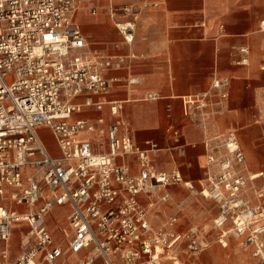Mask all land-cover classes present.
Returning a JSON list of instances; mask_svg holds the SVG:
<instances>
[{"label":"built area","instance_id":"obj_1","mask_svg":"<svg viewBox=\"0 0 264 264\" xmlns=\"http://www.w3.org/2000/svg\"><path fill=\"white\" fill-rule=\"evenodd\" d=\"M110 1L108 13L130 45L136 31L130 17L139 11ZM91 3L0 0V264H57L68 254L81 253L84 257L77 264H184L177 253L180 245L187 242L195 254L205 248L198 233L182 235L166 227L158 229L150 215L158 203L169 199L162 194L155 201V192L180 184L194 189L193 184L184 181L178 170H158L153 158L157 145H137L123 122L98 130L85 120L73 119L84 107L103 109L104 103L92 97L110 93L116 80L106 73L124 63L121 57L92 50L76 23L77 13ZM90 10L96 14V7ZM241 52L246 54L247 49ZM229 87V78L216 77L207 91L183 97L184 115L199 113L201 125L207 127L212 116L207 111L210 100H226ZM83 96L84 105L75 103ZM109 106L115 116L123 108L120 102ZM41 128L51 131L61 157L50 154ZM82 133H98L106 140L97 146L94 140L82 139ZM228 141L232 156L220 163L217 147L208 146V163L217 164L220 174L210 175L207 187L209 196L222 204L215 224L223 227L231 218L237 234L243 236L249 217L246 210H240L248 202L240 199L246 181L238 166L245 156L235 132ZM231 144L237 146L235 150L229 148ZM46 189L52 190L50 198H46ZM141 197L149 201L144 204ZM65 205L72 209L69 221L73 230L66 249L55 243L46 222L54 206ZM23 207L26 210L20 211ZM22 223L29 226L25 250L11 261L8 244L13 227ZM257 246L260 255L263 246Z\"/></svg>","mask_w":264,"mask_h":264},{"label":"crops","instance_id":"obj_2","mask_svg":"<svg viewBox=\"0 0 264 264\" xmlns=\"http://www.w3.org/2000/svg\"><path fill=\"white\" fill-rule=\"evenodd\" d=\"M254 1L264 3V0H113L139 11L130 17L136 24L134 42L130 45L123 41L108 13L110 0H92L75 17L92 50L121 57L124 63L122 68L106 73L116 80L110 93L92 97L95 102L104 103L103 109L84 107L73 119L85 120L98 130L123 122L137 145L143 148L148 142L157 145L153 158L158 170H178L184 181L193 184L194 189L180 184L154 193L155 201L162 194L169 195L166 203H158L154 208L164 218L179 214L171 210L178 196L184 197V203L189 202L202 183L217 174V165L207 163L208 146L217 145L231 129L248 132L262 129L259 124L264 119V7L254 8L251 4ZM92 6L96 7L95 15L91 14ZM242 49H247V53H242ZM242 59L247 63H241ZM216 77L230 79L228 98L221 103L218 97L210 100L212 105L207 111L212 116L204 128L199 113L184 115L182 98L207 91ZM132 80L137 83L130 84ZM84 102L85 96L75 100L82 105ZM111 102L123 104L116 116L111 113ZM40 134L50 154L61 157L51 131L41 128ZM80 137L94 140L97 146L106 140L98 133H82ZM102 151H107L106 147ZM45 194L50 198L52 190L46 189ZM141 201L145 204L149 200L141 197ZM44 202L45 199L41 200L36 208ZM71 211L69 205L54 206L46 216L55 243L65 249L73 236ZM179 217L185 219L184 214ZM50 220L56 223L54 229ZM26 227L29 228L26 223L13 227L12 237L20 235L22 241L19 256L25 250L29 232ZM8 246L13 261L17 243L10 240ZM84 254H68L57 264H77ZM215 256L221 257L219 253Z\"/></svg>","mask_w":264,"mask_h":264},{"label":"rangeland","instance_id":"obj_3","mask_svg":"<svg viewBox=\"0 0 264 264\" xmlns=\"http://www.w3.org/2000/svg\"><path fill=\"white\" fill-rule=\"evenodd\" d=\"M251 4L256 9L259 6L264 7V3H259L258 1H254ZM259 126L262 128L260 131L248 132L240 129H231L221 137L217 145H214L218 150V158L216 160L220 163L226 157L232 156L227 149V143L229 142L228 138L230 134L235 132L240 149L244 153L245 160L238 166V172L244 176L246 185L241 189L242 194L240 193L239 195L240 199L246 198L248 206L242 208L240 211L246 210L244 211L245 215L249 214V212H257L255 216H249L246 234L243 236L237 234L231 218H229L223 227H218L215 224V220L222 213V204L210 196L207 197L201 194V187L192 194L191 200L187 203H184L186 201L184 197L178 196L175 200V205L171 206V210H175L179 214L174 215L172 213L171 219H169L170 216L164 218L162 216L163 213H160L158 208L151 212L150 218L156 228L166 227V229L177 231L182 235L196 232L204 242L205 248L203 252L198 254L188 249L187 242L178 247V256L184 264H264V232L255 233L258 229L264 228V197H261L264 194V119L261 120ZM216 167V173L219 175V166L217 165ZM259 174L261 176L253 178ZM258 182L261 185H258ZM208 184V181L202 183L205 186L204 188L209 190ZM180 204L184 206L182 208L178 207ZM180 214H184L185 219L181 220ZM173 218H176V222L174 223H172ZM50 221V227L54 229L56 223L52 220ZM64 226L68 227V224ZM25 230L27 232L29 228L26 227ZM224 230L233 231L223 238L222 232ZM252 238H255L254 241H250ZM11 241H16L17 243L16 250L12 256V260L14 261L23 250L22 241L20 235L13 236ZM64 241H67V239ZM222 241H225L228 246H223ZM64 244L66 245V243ZM257 245L263 246V253L260 255H257ZM217 253L220 254V258L215 256Z\"/></svg>","mask_w":264,"mask_h":264},{"label":"bare ground","instance_id":"obj_4","mask_svg":"<svg viewBox=\"0 0 264 264\" xmlns=\"http://www.w3.org/2000/svg\"><path fill=\"white\" fill-rule=\"evenodd\" d=\"M236 147H237V146H236L235 144H231V145L229 146V148H230L231 150H235ZM255 177H258V175H257V176H254L253 178H255ZM203 195L209 197L210 192L208 191V189H205ZM255 214H257V212H249L248 217H249V216H252V217H253V216H255ZM263 215H264V212H263ZM232 231H233V230H229V231L224 230V231L222 232V234H223L222 237H226V236H227L229 233H231ZM256 232L263 233V232H264V228H260V229H258ZM218 240H219V239H218ZM250 241H252V240H250ZM222 243H224V245L227 246V243H225V241H222ZM226 246H225V247H226ZM261 253H263V251H261ZM263 255H264V254H263Z\"/></svg>","mask_w":264,"mask_h":264}]
</instances>
